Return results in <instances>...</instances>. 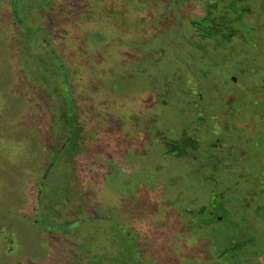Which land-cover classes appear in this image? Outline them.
I'll return each mask as SVG.
<instances>
[{"label": "rangeland", "instance_id": "374dc122", "mask_svg": "<svg viewBox=\"0 0 264 264\" xmlns=\"http://www.w3.org/2000/svg\"><path fill=\"white\" fill-rule=\"evenodd\" d=\"M215 2L0 0V264H136L129 237L140 264H264V0L200 32ZM51 49L79 134L40 194L62 132ZM212 193L227 222L201 214ZM38 198L46 224L83 222L45 230Z\"/></svg>", "mask_w": 264, "mask_h": 264}, {"label": "trees", "instance_id": "16d2710c", "mask_svg": "<svg viewBox=\"0 0 264 264\" xmlns=\"http://www.w3.org/2000/svg\"><path fill=\"white\" fill-rule=\"evenodd\" d=\"M223 0H221V2H215L212 6L208 5L206 11V15L201 18L200 20L197 21V23L195 24L196 26L199 27L200 32H205L207 29H211L214 25L213 23H216L217 21V15L219 16L220 12H222V9H225L223 11H231L232 13L235 14L238 23H242V17L239 11V8L236 4L235 1H230V3L228 4H224ZM222 6V7H221ZM13 10L14 13L16 12V5L13 4ZM16 20L19 21V25L20 27L30 36H35V37H40L41 38V33L39 32V30L28 26L27 24H25L20 16L19 19L16 17ZM219 27V26H217ZM218 32H220L219 30H217ZM40 34V35H39ZM204 36H206V34H203ZM42 39H45L42 37ZM47 47H50V42H47ZM51 55L53 56L54 59V63L56 65V67L60 70L61 75H62V80H63V92H61L62 94L60 95V98L62 99V106H61V116H60V120L62 123V126H60L62 128V132L61 134L54 131L53 130V137L56 139V144L53 150V156L50 158V162L45 170V173L41 179V182L39 184V193L41 194L42 189L44 187V183L46 181V179L52 176V172L53 170H57L56 165L59 163H63V161H61V154L63 150H67V154L71 156L72 154V150L74 149V146L76 144V139L78 138V134H79V129L76 123V112L74 111V101L72 100L71 97V93L69 91V83L67 81V77H68V72L65 70L64 65L62 64L58 54L55 52V50L51 49ZM49 97L51 98V96L49 95ZM194 143H187L186 140H179L176 141L174 143L171 144V147L169 148L170 150V154H175L177 156H186L188 154V150L189 149H196L197 144H195V146H193ZM73 176V174H72ZM74 177V176H73ZM68 178V184L70 183H74L75 180L71 179L70 174L67 175ZM66 180V179H65ZM48 182V180H47ZM76 182V181H75ZM77 183V182H76ZM74 183V188H76L77 184ZM72 184H70L65 190L67 193H69V189L73 188L71 187ZM77 192V191H76ZM69 198L66 197L65 200ZM212 202L209 201V204L205 207H203L201 214H204L206 212H209L210 217L208 220V224L209 223H223V222H227V219L225 217H221L223 212H226V209L223 208L220 204H218L217 202V198L216 196L212 193L211 199ZM40 201L41 199L38 198L37 200V207L35 208L36 211V220L37 222L41 225V227H43L45 230L47 231H68L69 229L75 228L77 226H79L81 224V222H83L84 218L80 217L81 214H83V212H81L80 214L75 216L77 217L74 221H64V222H60L59 225H48L46 224V221L44 220V216L43 214L40 212ZM68 203V201H67ZM59 205L60 207H63L65 204H63L62 202ZM71 205V204H70ZM219 206V207H217ZM76 213V208L75 206L72 207ZM57 211H60L59 209H57ZM62 212V211H61ZM83 216V215H82ZM101 220V218H99ZM206 220V221H207ZM86 222V221H85ZM206 224V225H208ZM204 225V224H203ZM122 230V229H121ZM124 233L125 231L122 230ZM121 232V231H120ZM213 242H214V248L220 252L223 256H227L228 254L231 255H235L237 254L242 247H244V244L242 243H237L234 241H231L229 243V245L221 248H219L220 242H218L216 236H213ZM131 241V253L134 256V259L136 260V264H140L141 263V259H140V253H139V249L137 246V243L134 239L130 238ZM92 250H90L88 253H91ZM87 254V253H86Z\"/></svg>", "mask_w": 264, "mask_h": 264}, {"label": "flooded vegetation", "instance_id": "af4514ba", "mask_svg": "<svg viewBox=\"0 0 264 264\" xmlns=\"http://www.w3.org/2000/svg\"><path fill=\"white\" fill-rule=\"evenodd\" d=\"M230 1H235V2H236V0H230ZM230 1H229V2H230ZM236 4H237V2H236Z\"/></svg>", "mask_w": 264, "mask_h": 264}]
</instances>
